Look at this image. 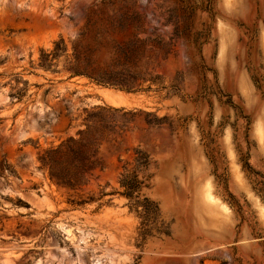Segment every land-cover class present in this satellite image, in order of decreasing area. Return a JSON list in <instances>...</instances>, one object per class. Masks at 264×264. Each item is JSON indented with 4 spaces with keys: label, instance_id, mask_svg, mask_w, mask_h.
Instances as JSON below:
<instances>
[{
    "label": "rangeland",
    "instance_id": "rangeland-1",
    "mask_svg": "<svg viewBox=\"0 0 264 264\" xmlns=\"http://www.w3.org/2000/svg\"><path fill=\"white\" fill-rule=\"evenodd\" d=\"M88 20L83 42L100 58L137 32L172 42L138 61L168 88L126 92L71 76L64 59L38 65L61 36L72 50ZM96 105L112 107L105 167L77 191L58 186L39 154ZM138 148L146 217L120 183ZM0 264H264V0H0Z\"/></svg>",
    "mask_w": 264,
    "mask_h": 264
},
{
    "label": "trees",
    "instance_id": "trees-1",
    "mask_svg": "<svg viewBox=\"0 0 264 264\" xmlns=\"http://www.w3.org/2000/svg\"><path fill=\"white\" fill-rule=\"evenodd\" d=\"M140 21L139 15L127 16L118 20L121 27ZM88 20L86 29L79 32L78 38L73 40L72 50L64 37L55 40L50 50L41 49L38 65L56 70L59 62L64 59L65 67L70 71L71 76H85L91 82L108 87L118 88L126 92H137L144 90H162L168 86L164 84L161 75L154 74L148 63L147 67L140 68L138 61L148 58L147 53H158L166 58L172 51V42L166 41L162 37H141L140 33H134L132 37L111 43L110 54L105 58L98 57V47L96 44L84 43L83 39L89 32ZM105 37L102 34L96 35L97 43L101 44ZM151 57V56H150ZM24 87L17 90L18 97L27 91L28 81L23 80ZM178 90L176 84H172L168 93L173 94ZM110 108L102 105L94 106L93 111H88L85 118V128L79 129L76 135H69L59 144L45 148L39 154L41 167L47 172L48 177L55 184L77 191L87 185L95 172L104 169V159L101 147L105 133L114 129L106 117V111ZM136 167L133 171L126 169L120 180L124 188V194L135 200V204H141L145 209L144 217L150 210L156 211V207L150 208V203L146 196H141L142 186L145 185V173L150 164L148 154L136 149ZM108 194L102 192L99 198ZM91 196L88 200L76 201L78 204L94 201Z\"/></svg>",
    "mask_w": 264,
    "mask_h": 264
}]
</instances>
